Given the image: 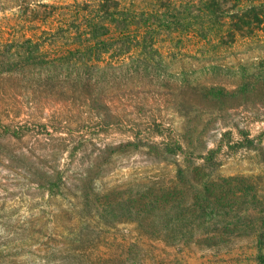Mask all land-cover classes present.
I'll list each match as a JSON object with an SVG mask.
<instances>
[{"label": "rangeland", "instance_id": "rangeland-1", "mask_svg": "<svg viewBox=\"0 0 264 264\" xmlns=\"http://www.w3.org/2000/svg\"><path fill=\"white\" fill-rule=\"evenodd\" d=\"M99 1L0 0V51L4 36L35 28L28 20L38 14ZM116 1L124 14L100 28L111 51L90 65L144 53L162 75L102 73L88 95L73 77L53 87L57 80L0 74V126L24 128L20 138L0 129V264H264V17L250 35L229 33L230 14L264 0ZM209 87H246L249 97L203 103ZM221 138L227 144L208 170L244 184L227 209L208 211L202 229L156 233L148 210L143 232L120 209L107 213L117 203L109 192L131 190L144 204L145 183L172 186L178 167L202 164Z\"/></svg>", "mask_w": 264, "mask_h": 264}, {"label": "trees", "instance_id": "trees-1", "mask_svg": "<svg viewBox=\"0 0 264 264\" xmlns=\"http://www.w3.org/2000/svg\"><path fill=\"white\" fill-rule=\"evenodd\" d=\"M211 4L218 7L216 0H212ZM52 8L56 10L49 16L38 14L28 20L30 25L35 28L22 32L21 35H9L7 38L4 36V47L0 51V74L14 76L22 73L26 80L44 79L47 84L57 80V84L54 83L53 87H61V78L73 77L75 86L80 87L81 85L85 88V93L89 95L94 91L93 88L98 86L102 73L115 78L123 72L132 71L141 74L144 71L147 73L162 71L148 61L149 58L146 54V57L143 58L144 53L135 58L138 59L137 61L132 60L124 65H106L101 69L90 65L100 62L103 55L111 51L106 46V41L101 38L100 28L106 29L105 26L109 19H112V22H117L116 16L124 14L118 1L100 0L95 9H92L88 2ZM102 15L103 19H101ZM230 15L232 30L229 33L231 37L234 38L237 33L250 35L254 33L256 27L263 23L264 7L263 5H249L238 8ZM47 35L52 36L50 42L44 40ZM62 37H65L67 41H63ZM137 50L136 46V53H139L140 51ZM126 52L121 51L118 55L125 58ZM182 77L184 81L185 78ZM187 83L188 81H186ZM261 85L264 88V80ZM199 94L202 96L200 99L203 103L213 104L216 101V104H220V106L229 102H239L249 97L246 87L240 88L238 92L209 87ZM101 101L97 98L95 105L97 110V105ZM0 129L6 135L10 134L12 137L20 138L24 128L1 125ZM231 134H233L231 131L224 132L223 138L225 139ZM223 138L220 139L216 148L202 156V164H192L186 168L178 167L176 181L172 186L160 184L158 181L145 183L149 186L146 187L144 204L140 203L142 198L133 195L131 190L125 191L123 194L119 189L109 192L105 196L107 202L117 203L108 204L107 213L116 217L115 215L118 213L116 208H118L121 213L126 215L125 219H131L139 224L140 218L149 210L156 217L155 232L161 234L176 231V229H180L182 232L188 225L193 226L194 223L202 229L209 221L208 211L216 209L219 212L227 209V201H230L232 195H236L232 190L244 184L242 177H223L208 170L209 165L215 164L216 158L227 144ZM81 145V143L77 144L76 148L80 149ZM165 146L173 155H178L181 149L170 146L168 143ZM230 147L232 146L230 145ZM148 194H151L152 197L150 198ZM139 225L143 232L147 231L143 222Z\"/></svg>", "mask_w": 264, "mask_h": 264}]
</instances>
